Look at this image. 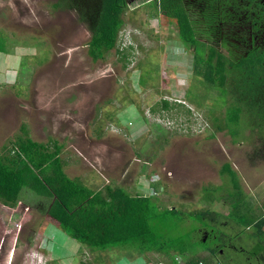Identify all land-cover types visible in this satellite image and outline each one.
Listing matches in <instances>:
<instances>
[{
	"label": "rangeland",
	"instance_id": "374dc122",
	"mask_svg": "<svg viewBox=\"0 0 264 264\" xmlns=\"http://www.w3.org/2000/svg\"><path fill=\"white\" fill-rule=\"evenodd\" d=\"M56 2L0 0V151L25 128L35 142L62 146L70 179L93 190L110 185L156 196L159 207L184 214L229 213L217 192L230 188L222 174L228 164L250 215L264 216V131L245 128L232 137L223 128L229 101L194 74L192 49L160 25L147 0L127 6L120 53L113 49L97 61L87 52L88 29L74 11L54 8ZM48 204L29 190L13 208L0 203V264H171L152 252L89 251L48 221ZM208 220L201 223L203 234L212 229L217 236L209 246L224 242L219 261L254 263V225L245 231L223 216ZM198 228L185 217L179 231ZM190 253L201 264L218 262L206 248Z\"/></svg>",
	"mask_w": 264,
	"mask_h": 264
},
{
	"label": "trees",
	"instance_id": "16d2710c",
	"mask_svg": "<svg viewBox=\"0 0 264 264\" xmlns=\"http://www.w3.org/2000/svg\"><path fill=\"white\" fill-rule=\"evenodd\" d=\"M132 2L57 0L53 7L76 13L90 32L88 55L97 61L113 49L120 53L117 47L122 16ZM146 4L160 25L171 28L186 50L192 49L194 74L219 89L229 101L223 128L232 137H238L245 128L264 131V0H147ZM197 34H204L207 39L202 40ZM167 109L168 102L163 100L162 110ZM61 150L56 141H33L22 128L10 146L0 151L1 205L13 208L20 193L29 190L48 200V221L89 251H115L116 256L120 250L126 251L123 256L152 252L171 264H178L179 260L201 264V260L190 255L194 248H206L210 256L217 258L216 264H224L219 261L217 249L224 242L220 238L218 244L210 247L207 242L217 238L214 230L205 228L206 234L201 230L205 220L217 223L223 216L245 231L256 227L251 236L259 240L251 253L255 256L252 264H264V241L259 238L264 234V216L250 215L249 211L254 213L252 206L242 199L238 175L228 164L223 166L222 174L230 188L220 187L217 192H223L219 198L230 204L229 213L218 215L207 209L184 214L175 208L159 207L156 196L130 194L110 185L93 190L70 179L64 172ZM243 206L246 209L241 214L239 209ZM184 216L196 221L200 228L188 234L180 232Z\"/></svg>",
	"mask_w": 264,
	"mask_h": 264
}]
</instances>
